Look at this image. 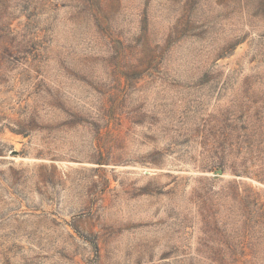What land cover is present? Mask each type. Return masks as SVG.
<instances>
[{
	"label": "rangeland",
	"instance_id": "obj_1",
	"mask_svg": "<svg viewBox=\"0 0 264 264\" xmlns=\"http://www.w3.org/2000/svg\"><path fill=\"white\" fill-rule=\"evenodd\" d=\"M0 264H264V0H0Z\"/></svg>",
	"mask_w": 264,
	"mask_h": 264
}]
</instances>
